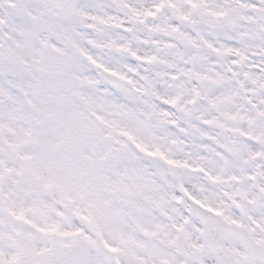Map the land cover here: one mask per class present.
<instances>
[{
    "label": "snow or ice",
    "instance_id": "obj_1",
    "mask_svg": "<svg viewBox=\"0 0 264 264\" xmlns=\"http://www.w3.org/2000/svg\"><path fill=\"white\" fill-rule=\"evenodd\" d=\"M0 264H264V0H0Z\"/></svg>",
    "mask_w": 264,
    "mask_h": 264
}]
</instances>
